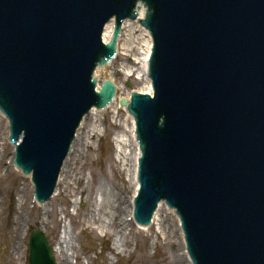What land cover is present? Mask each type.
<instances>
[{"label": "rangeland", "instance_id": "rangeland-1", "mask_svg": "<svg viewBox=\"0 0 264 264\" xmlns=\"http://www.w3.org/2000/svg\"><path fill=\"white\" fill-rule=\"evenodd\" d=\"M126 37L124 35L122 44ZM121 53L122 55L113 65V68L109 69L108 75L112 71L116 75L117 83L127 86L125 74L122 73L121 69L127 53L124 50ZM128 56L129 59H134L132 53ZM127 87L126 91L121 92L122 97H127L131 90H139L142 84L137 79H133L130 86ZM115 110L111 108L102 114L93 115L89 118L88 121H91L92 124L101 120L98 124L107 129L106 134L100 127L104 135H101V131L98 130V138H90V144L93 141L95 146L91 147L89 144V147L85 148L84 158L79 159L78 173L72 175V180H67L70 182V187L67 188L63 182L60 183L57 197L44 207L34 205L31 184L12 167L13 148L7 144H5L6 147H3L6 143L7 122L2 117L0 118L2 124L0 130V157H2V159L0 158V264L28 263L29 241L26 237L28 228L33 231H44L49 244L58 251L53 253L57 264H61L59 251L65 245H60V243H63L65 238L75 242V255L72 259V250L67 251L72 264H120L119 262L121 264H182L180 260L184 256L182 248L176 243L178 239L175 229L170 231L169 239H166L161 234L162 230L158 222L150 230L142 232H139L133 225L129 227V223H126L127 228L124 226L126 229L124 228L120 234L119 231L116 234L109 231L110 233L107 235L106 230L101 234L99 222L94 223L90 220V216L89 223L84 220L83 215L89 209H92L95 218L101 214L102 200L100 199L101 196L96 194L97 187L100 189L106 187L108 192L114 195L113 202L118 204L119 210L126 209L125 207H128V203L133 197L134 187L130 184L128 166L126 162L124 165L121 157L118 158L115 141L118 134H125L130 121L125 113L117 114ZM3 151H5L4 154ZM77 175H79L80 181L77 179ZM92 183H94L96 192L93 196L94 199L90 202V199L82 194L81 189L85 186L91 190ZM26 185L29 190L25 195L21 189L26 188ZM23 205L24 209H20ZM47 211L53 212L50 218L45 217ZM64 212L68 214L67 217ZM127 214V211L124 212V218ZM71 218H76L78 226H74ZM108 218V221L111 222L110 217ZM43 219L48 220L47 224L41 223ZM18 222L20 227L17 235L15 234V227H17ZM35 222L36 224L39 223L35 226ZM172 223L170 221V224ZM121 235H123L122 240H124L125 245L123 244L121 249H113L114 239H117L120 245ZM129 238L130 242L126 244V240L129 241ZM76 257H78L79 262L75 261L74 258ZM115 258L117 259L115 260Z\"/></svg>", "mask_w": 264, "mask_h": 264}, {"label": "bare ground", "instance_id": "bare-ground-1", "mask_svg": "<svg viewBox=\"0 0 264 264\" xmlns=\"http://www.w3.org/2000/svg\"><path fill=\"white\" fill-rule=\"evenodd\" d=\"M124 31H125L124 35H126L127 37H126V40L123 42V44H122V40H121V42H120L121 48L120 49H121V51L124 50V52H126L127 55L132 53L133 54L132 57L134 59H132V60L131 59H125L124 64H122V69L127 74H130L132 72H136L138 74V79L143 82L142 87L138 91H136L135 93H143V94L146 92L148 93V92H150V89H151V87L149 85V81L148 80L144 81L140 77H141V74L144 73V71L146 72L145 61H146L147 56L149 55V52H150V47H151L150 38L148 37V34L136 24L127 23L125 25ZM127 57L129 58V56H127ZM141 64H143L142 67L140 66ZM109 77H110V79L115 81L116 77L112 71H110ZM126 89H128V87H124L123 84L118 85L119 95H117L116 101L113 105V108L116 109L115 111L118 110L119 102L122 99L121 92L126 91ZM131 93H132V91H130L128 93V95H127L128 98L130 97ZM102 113H104V112L103 111L102 112L97 111V113H95V111L92 112L91 115L86 118L85 123H83V126H82L80 132H78L77 142L73 146V154H71V157H70L71 159L67 160V162L65 164V168H64L62 178H61V182H60V183L63 182L64 186L66 185L67 188L70 187V182H68L67 180L68 179L72 180V178H73L72 175L78 173L77 168L79 165V159L84 158L85 148L89 147L90 138H92V139L98 138V136H99L98 132L101 131V128L105 134L107 132V129L105 127H101V125L98 124V122H101V120H98L96 122V124H92L91 121H88L91 116L99 115ZM129 120H130V123L127 126L125 134L124 133L118 134L115 137V141L117 144L116 153L118 154V158L121 157L124 165H125V162L127 163V166H128L127 172L129 174V177H130V184L134 183L135 187H137L136 176H137V168H138V161H139V157H140V152L138 149V144H137L136 139H135V126H134L133 119L129 118ZM97 124H98V126H97ZM7 127H8V125H7ZM7 127H6L5 135H7V131H8ZM1 129H2V124L0 123V130ZM102 131L100 133H101V135H104V133H102ZM90 145H91V147H94L95 142L93 143V141H92ZM0 158L2 159V157H0ZM69 161L72 164H70ZM12 162H13V159L11 160V163ZM68 163H69V167L66 170V166L68 165ZM77 176H78L77 179L80 181L79 175H77ZM92 184L93 185L91 186V190H88L87 187L85 188V186L83 187V189H81L82 194H85L86 197L90 199V202H92V199H94L93 196H94V193L96 192V189L94 187V183H92ZM25 187L26 188L21 189V191H23L24 194L26 195L29 188L27 187V185ZM96 194L101 196L100 197V199L102 200L101 214H99L100 216L98 218H95V216H93L92 209L91 210L89 209L86 212V214L83 215L86 223L90 222L89 218L91 217L90 220H92L94 223L99 222V224L101 226V234L106 230L108 232L107 235H109L110 232H112V234H116V233H118V231L120 234L122 232V230L125 228L124 226H126V228H127L128 223H129V227H131L133 225V223H132L133 220H129V218L131 217V214H132V206L130 205V203H128V207H125L126 209L122 208L121 210H119V212L117 211V213H116L115 211L117 210L116 208L118 207V204L113 202V196L114 195L112 193H109L108 189L106 187H104L102 189L97 187ZM48 203H46L45 206H47ZM37 206L41 207L40 204H38ZM90 207H93V206H90ZM160 208H161V211H159L158 214L155 216L153 226H155L158 222L159 225L161 226L160 227V229L162 230L161 234H163V236L166 237V239H169L168 237L170 236V233H171L170 231H172L174 229L177 231L176 237L178 240H176V243L182 248V252H183V256H184V258H182V259L180 258L181 259L180 262L182 264H190V262L188 260V256L186 254V249H185V244H184L182 232H181V229L179 228V225H180L179 219L176 217V215L174 214L173 211L168 210L164 205L161 204ZM20 209H24V205L21 206ZM126 211L128 212V214H127L126 218H124V212H126ZM64 214H65V212H64ZM52 215H53L52 211H47L45 217L47 216V218L48 217L50 218ZM65 216L67 217L68 214L66 213ZM108 217H110V221L112 223L108 221V219H109ZM170 221H172L173 223L170 224ZM47 222H48L47 219L41 220L42 224H45V223L47 224ZM71 222L74 224L75 227L78 226V222H77L76 218H71ZM38 223L39 222H37V224ZM37 224L35 222V226ZM16 226L17 227H15V230H16L15 234L18 235L20 223L18 222V224H16ZM169 228H171V229H169ZM137 230H139V232L140 231L141 232L146 231L145 229H140V228H137ZM149 230H150V228H149ZM122 238H123V235H121L120 245H119L118 240L114 239V242H113L114 248L113 249H121L123 247V244H124L123 241L124 240H122ZM128 242H130V238H129V241H128V239L126 240V244H128ZM61 244L65 245V247H66V248L61 247V250L59 251L60 252L59 258H60L61 264H72L71 260H69V256L67 254V251L72 250L71 251V259H72L75 255V252H74L75 251V242H73L70 239L65 238L64 242L60 243V245ZM54 251H55V253L58 252L57 249H55V248H54ZM74 259L77 262H79L78 257H76ZM116 259L117 258H115V260ZM119 263L121 264V262H119ZM77 264H79V263H77Z\"/></svg>", "mask_w": 264, "mask_h": 264}, {"label": "water", "instance_id": "water-1", "mask_svg": "<svg viewBox=\"0 0 264 264\" xmlns=\"http://www.w3.org/2000/svg\"><path fill=\"white\" fill-rule=\"evenodd\" d=\"M250 7V6H249ZM230 9V8H229ZM235 23V22H234ZM161 24V26H162V23H160ZM163 24H165V23H163ZM112 25H110L108 28H107V30H106V32H105V35H104V40L106 41V43H108L109 42V40L111 39V37H112ZM221 30V29H220ZM219 32V31H218ZM217 32V35H219V33ZM253 36V35H252ZM217 41H219L218 40V38H217ZM243 81H245L246 79H242ZM104 95H106V96H109L110 95V93L109 94H107L106 93V91H104V93H103ZM117 95H119V93L117 94ZM116 98H117V96H116ZM115 101H116V99H115ZM137 101L138 100H136V99H134V103H133V107L132 108H134V107H136V103H137ZM228 107V106H227ZM133 111V113H134V110H132ZM92 112H94V111H92ZM103 112H105V111H103ZM91 115V113L89 114V116ZM86 120V119H85ZM85 120L83 121V123H85ZM83 123H82V125L79 127V130H78V132H80V130H81V128H82V126H83ZM78 132H77V134H76V137L78 136ZM76 142H77V139H76ZM76 142L74 143V145L76 144ZM73 145V146H74ZM71 154H73V147H72V153ZM71 154H70V156H69V158L67 159V160H70V157H71ZM65 168V167H64ZM64 171V170H63ZM63 174V173H62ZM61 178H62V176H61ZM60 181H61V179H60ZM56 197V196H55ZM55 197H54V199H55ZM48 202H51V201H48ZM159 211H161V208H160V206H159ZM158 214V213H157ZM156 214V215H157ZM155 215V216H156ZM155 218V217H154ZM154 218H153V222H154ZM32 246H33V248L35 249V251L37 252V254H35V258H36V260H35V264H39V263H37L38 261H41L43 264H54L53 263V261H52V258H51V256H50V249L47 247V244H46V241H45V238H44V236H43V234L42 233H36V234H34L33 235V238H32ZM259 264H264V262H262L261 260H259Z\"/></svg>", "mask_w": 264, "mask_h": 264}]
</instances>
